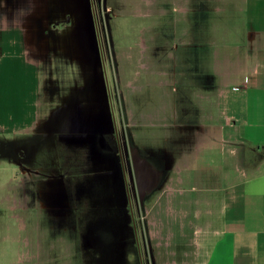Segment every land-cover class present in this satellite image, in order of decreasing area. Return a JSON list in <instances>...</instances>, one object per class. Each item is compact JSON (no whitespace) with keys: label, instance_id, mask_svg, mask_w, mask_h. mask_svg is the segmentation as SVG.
I'll list each match as a JSON object with an SVG mask.
<instances>
[{"label":"rangeland","instance_id":"obj_1","mask_svg":"<svg viewBox=\"0 0 264 264\" xmlns=\"http://www.w3.org/2000/svg\"><path fill=\"white\" fill-rule=\"evenodd\" d=\"M91 1L90 33L96 48H87L90 38L79 32V46H85L83 50L87 52L83 54L88 61L72 50L53 53L55 60L41 70L45 98L51 99L59 112L71 102L81 107L87 119L82 118L80 111L78 119L71 118L78 121V128L80 125L93 127L96 133L100 127H112L115 123L119 133L126 129L125 140L129 137L142 155L164 159L170 153L180 161L186 148L180 143L191 139L188 134L182 141L176 139L189 122L188 117L180 116L181 102L189 99L179 86L184 76H181V67L178 68L182 61L181 47L191 41L189 34L193 31L191 27L189 33L180 34L185 24L181 12L186 8V0ZM200 3L211 9L204 15L203 30L205 27L208 30L214 22L210 19H224L223 13L215 14L212 9L218 5L230 7L227 1L200 0ZM230 14L232 19L242 18L238 11H231L227 16ZM60 29L51 26V32ZM199 35L191 47H197L201 56L208 57L216 48L202 46L204 32ZM233 45L234 42L228 44L226 50H234ZM166 53L173 56L177 68L168 69L167 74L163 73L165 69H158V83L162 86L151 90L157 78L151 75L156 71L155 62L165 63ZM103 63H108L110 100ZM193 72L196 76L198 71ZM84 90L92 92L87 102ZM193 121L197 123V119ZM172 129L178 133L173 134ZM45 130L34 127L28 134L21 131L0 135V264H102L103 258L116 259L120 254L134 264L133 222L137 221V214L128 211V198L123 220L117 215L114 217L109 207L112 191L119 190L117 162L101 157L96 138L92 140L87 134L90 129L74 130L73 127L71 134H60L57 140L51 137L50 128L47 133ZM37 132L40 139L34 134ZM49 178L54 181L48 182ZM168 190L169 181L165 180L161 190L151 198V204H147L146 213L141 215V255L144 261H150V254H154V264H172L182 253L171 224L173 221L175 225L180 224L185 209L178 206L180 196L169 198ZM173 210L175 213L169 212ZM102 237L117 239V244L113 246L110 241L106 246ZM147 242L151 247L149 254L143 250Z\"/></svg>","mask_w":264,"mask_h":264},{"label":"crops","instance_id":"obj_2","mask_svg":"<svg viewBox=\"0 0 264 264\" xmlns=\"http://www.w3.org/2000/svg\"><path fill=\"white\" fill-rule=\"evenodd\" d=\"M222 1L230 7L212 9L223 13L224 19H210L214 22L208 30H203V21L211 9L200 0H186L181 12L185 24L180 34L189 33L191 27L193 31L191 41L181 47L178 65L184 76L179 86L189 99L181 102L180 116L189 122L176 139L182 141L187 134L191 139L180 143L186 147L180 161L170 153L166 156L168 197L180 196L178 206L185 209L180 224H171L182 248L172 264H264V0ZM231 11H238L242 20L232 19L233 14L228 17ZM92 18L91 0H0V135L28 134L42 127L44 133L50 128L55 138L71 133L60 130L65 126L62 117L78 119L80 111L87 119L75 102L60 112L54 108L53 101L45 98L41 70L55 60L53 53L72 50L88 61L85 46H79V32L90 38L86 47L95 50ZM51 26L61 29L51 32ZM200 32H204L202 46L216 48L208 57L191 47ZM231 42L235 49L229 52ZM168 53L165 63L155 62L151 75L157 77L158 69L167 74L177 68ZM193 70L198 71L196 76ZM159 81L155 78L150 89L162 86ZM89 94L84 90L86 102Z\"/></svg>","mask_w":264,"mask_h":264},{"label":"flooded vegetation","instance_id":"obj_3","mask_svg":"<svg viewBox=\"0 0 264 264\" xmlns=\"http://www.w3.org/2000/svg\"><path fill=\"white\" fill-rule=\"evenodd\" d=\"M105 67V84L107 86L108 92V100H110L111 92L109 81L107 77V69L108 63H103ZM120 96L122 99L123 94L121 93ZM114 116V112H113ZM72 118V117H71ZM68 118L61 122L62 125L66 129H78V122L77 120H72ZM77 119V117H75ZM68 120V122H67ZM114 120V119H113ZM115 122V121H113ZM71 123V125H70ZM71 128H69V126ZM76 125V126H74ZM80 128V127H79ZM66 134V133H62ZM71 134V133H69ZM75 134V133H74ZM90 138L93 140L96 138V146L101 153V157L103 159L111 160L117 162L119 166V173L117 174L116 180L120 181L118 186L119 190H113V195L111 196L112 202L109 207H111V213L115 217L121 220L122 213L127 209L126 208V198H128L129 203V212H135L137 214V221L133 222L134 228V245L136 254L133 255L134 257V264H154V254H150L152 259L150 261H144L143 255H141L142 245H141V230H142V220L141 215L146 213L147 204H151V198L155 197V195L161 190L162 185L164 184L165 180H167L169 176V169L167 165L166 158H158L152 155L145 156L140 153L139 147L132 143V140L129 137L125 140L126 136V129L123 128L122 132L119 133L115 123H113L112 127H100L96 133L93 127H90L89 132L87 133ZM60 135V134H59ZM68 135V134H66ZM57 134L55 136V140H57ZM2 150L0 148V155ZM54 181L53 178H49L48 182ZM109 191V190H108ZM51 196V195H50ZM89 197H92L91 191H89ZM132 199V201H131ZM54 207V205H51ZM47 208H44V210ZM55 210V208H51ZM91 209V206H90ZM107 209V208H106ZM49 210V209H48ZM110 210V208H109ZM50 211V210H49ZM61 213V212H59ZM89 219V218H88ZM91 220V219H90ZM89 220V221H90ZM119 224V223H118ZM119 228V225L118 227ZM98 235V232L95 233ZM140 235V236H139ZM103 241L105 242L106 246H109V242H113V246L117 244L116 240H112L110 237H102ZM145 249H143L146 253L149 254V243L145 244ZM113 249V248H112ZM117 256L116 259H109L105 257L101 260L102 264H130L126 261L124 254H120Z\"/></svg>","mask_w":264,"mask_h":264}]
</instances>
